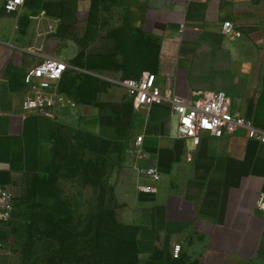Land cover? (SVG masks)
Here are the masks:
<instances>
[{"label": "crops", "instance_id": "obj_1", "mask_svg": "<svg viewBox=\"0 0 264 264\" xmlns=\"http://www.w3.org/2000/svg\"><path fill=\"white\" fill-rule=\"evenodd\" d=\"M86 1L26 0L11 14L7 0H0L1 184L13 190L20 176L52 170L60 125L74 127L90 150L109 151L118 139L115 111L82 100L89 79L95 102L131 108L133 143L135 132L145 136L148 159L136 160L134 168L138 188L151 184L139 173L142 167L155 165L161 174L156 193L139 191L140 199L127 206L126 224L137 228L140 255L161 253L174 264H264V211L258 208L264 145L241 131L204 136L195 147L178 138V118L169 106L136 111L120 84L147 72L160 88L185 99L225 92L233 111L264 132V0H125V20L107 28L111 35H104L100 16L88 22ZM229 21L242 38L224 36ZM51 57L72 67L59 89L78 102L60 123L22 109L27 71ZM15 230L11 222L0 225V264L20 257ZM178 244L182 253L175 259Z\"/></svg>", "mask_w": 264, "mask_h": 264}, {"label": "rangeland", "instance_id": "obj_2", "mask_svg": "<svg viewBox=\"0 0 264 264\" xmlns=\"http://www.w3.org/2000/svg\"><path fill=\"white\" fill-rule=\"evenodd\" d=\"M86 2L84 16L90 24H94L96 18L100 16L98 24L104 29V35L114 33L107 28L123 25L125 0H87ZM91 34L89 39H94V33ZM72 84L73 81L69 88L71 93L74 87ZM82 95V100L86 103L93 102L94 105L97 104L100 109L109 113L115 111L114 119L118 139L112 143L108 152H98L99 154L90 156L94 165L88 168L89 171L69 174L62 169L68 163L71 145L78 144L75 140L78 137L77 130L71 125L57 127L55 132L58 144L56 165L44 174L20 176L13 187L16 208L21 210L10 221L18 234L17 240L19 239V242L21 240L17 249L20 257L15 264H84L85 258L88 257L85 242H88L86 234H88L90 224L87 222L92 221V216L98 217L97 208L102 207H105L102 217L105 228L114 238L110 241L115 245V249L120 241H136L137 228L126 224L128 204L140 199L138 188L140 176L134 169L137 162L126 153L125 149L133 145L132 110L127 105L111 106L95 102L96 90L91 81L87 82ZM133 135L137 137L138 134L135 132ZM140 171L142 176V170ZM54 202L70 211L71 221L75 227L77 225L79 228L77 232L71 230L69 235H65L70 236V240L77 245L75 249L72 245L68 247V251H62L53 240L50 231H44L41 227L34 231L31 238H27L23 233L25 230L23 214L31 210L37 215L43 207ZM125 227H130L131 230L128 232ZM126 232L127 236L124 235ZM138 260V262L131 260L128 264H174L167 259L164 261L161 253H156L146 259L139 254Z\"/></svg>", "mask_w": 264, "mask_h": 264}, {"label": "built area", "instance_id": "obj_3", "mask_svg": "<svg viewBox=\"0 0 264 264\" xmlns=\"http://www.w3.org/2000/svg\"><path fill=\"white\" fill-rule=\"evenodd\" d=\"M26 0H7L6 11L17 14ZM222 33L231 40L242 38L243 33L233 22H225ZM72 67L59 59L47 58L37 66L29 69L24 83L28 88L26 98L22 103L25 114H37L55 123L62 121L65 112L78 108V104L59 89L60 83ZM78 71L77 68H73ZM132 101L136 111L149 109L153 106H169L178 118V138L191 140L195 147L201 144L204 136L223 138L245 132L246 138L264 145V132L257 129L251 120L233 111L232 100L222 91L204 92L197 100H189L178 96L173 90H163L157 85L156 75L144 73L140 78H128L120 82ZM144 135L137 136L135 142L126 153L137 160L144 162L148 159L144 149ZM193 159V153H188V160ZM144 178L151 182L142 185L139 191L150 195L157 192L161 181V174L155 165L142 167ZM14 191L0 182V225L13 220L18 213ZM258 208L264 211V194L261 195ZM182 253L180 244L174 246L173 257L179 259Z\"/></svg>", "mask_w": 264, "mask_h": 264}, {"label": "trees", "instance_id": "obj_4", "mask_svg": "<svg viewBox=\"0 0 264 264\" xmlns=\"http://www.w3.org/2000/svg\"><path fill=\"white\" fill-rule=\"evenodd\" d=\"M88 81L90 80L88 79L87 82ZM75 140L78 141V144L71 145V154L68 155V163L62 169V171L69 174H74V172L79 171H89L88 168L94 165L90 156L99 154L97 151L92 152L86 144H81L78 138H75ZM57 146L56 140L55 165L57 163L58 154ZM125 149L127 151L128 147ZM104 208H97V213H99L98 217L92 216V221L87 222L90 224L87 231L88 234H86L88 242H85V244H87L86 254L88 253V257L85 258L84 264H128L131 260L138 262L140 252L137 248L136 241H120L116 244L117 246L115 249V245L110 241L114 238L110 232L108 234L102 218ZM18 211L21 212L19 209ZM38 213L40 215H36L33 211L27 210L22 216L25 225L23 233L26 234L27 238L33 237L34 231L41 227L44 231H50L53 240L62 251H68V247L72 245L74 246L73 249L77 247V245L70 240V236H65L67 234L69 235L71 230L74 232L79 230L77 225L75 227L74 223L71 221L70 211L66 207L54 202L43 207ZM125 230L128 231L131 230V228L125 227ZM107 235H109V237ZM124 235L127 236V232ZM136 238L137 232H135V239ZM24 240L26 241L25 238Z\"/></svg>", "mask_w": 264, "mask_h": 264}]
</instances>
